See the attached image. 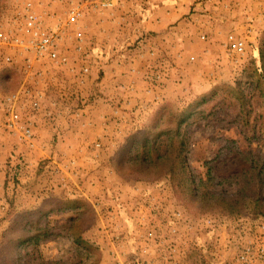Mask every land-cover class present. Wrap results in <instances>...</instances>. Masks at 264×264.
Returning a JSON list of instances; mask_svg holds the SVG:
<instances>
[{
	"label": "rangeland",
	"instance_id": "rangeland-1",
	"mask_svg": "<svg viewBox=\"0 0 264 264\" xmlns=\"http://www.w3.org/2000/svg\"><path fill=\"white\" fill-rule=\"evenodd\" d=\"M88 1L0 0V100L25 83L45 93L42 114H21L39 118L35 150L7 128L12 114L0 103V264H241L247 249L253 264H264V218L201 209L181 182L177 145L167 147L154 128L189 116L181 136L195 179L211 172L218 192L238 189L219 182L236 172V149L264 154V0H116L108 11L92 10ZM27 3L50 26L84 8L80 26L92 67L84 84L50 63L43 70H27L21 58L5 63L14 49L2 36L18 33ZM230 35L245 40V54L230 53ZM75 44L61 43L78 63ZM115 62L119 75L112 76ZM147 67L149 87L158 72L164 77L163 105L153 113L138 77ZM126 86L139 95L136 110L124 107ZM204 97L209 101L197 106ZM147 132L168 156L160 164L177 169L174 177L163 166L142 169L149 164L142 149H129ZM49 199H82L91 212L73 223V212L52 214L39 224L49 237L19 246L38 219L24 217ZM80 237L94 247L90 254L77 246Z\"/></svg>",
	"mask_w": 264,
	"mask_h": 264
},
{
	"label": "trees",
	"instance_id": "trees-1",
	"mask_svg": "<svg viewBox=\"0 0 264 264\" xmlns=\"http://www.w3.org/2000/svg\"><path fill=\"white\" fill-rule=\"evenodd\" d=\"M262 65L264 66V51L261 53ZM209 101L208 97H204L197 106L203 105ZM166 109H161V114L159 121L163 120ZM176 121L174 122V127L166 126L161 127V125L156 126L157 136H166L167 147H172L177 145V156L179 166L180 179L183 187L189 191L194 198L198 200V204H201V209H206L207 212L216 214L219 212L225 216H235L241 215L243 212H250L256 217L264 218V154L262 152L250 151H240L236 149L234 152V158L237 161L236 172L233 175H229L219 180L221 184L237 186V190L230 192H218L214 189L215 177L212 176L211 172H208L206 178H200L199 181L195 179V175L192 174L189 167V158L186 149V142L181 136V127L184 125L189 116L183 114H178L176 116ZM151 132H147L143 139L139 142H133L129 149H134L137 147L139 150L142 149L143 155L141 158L148 160L149 164L139 163L142 165V169L148 171L151 167L163 166L166 174L174 177L178 174L177 169L174 166H165L160 163L168 161L167 155H161L153 146V139L150 138ZM162 168V167H159ZM199 183V185H198ZM209 185H211L209 187ZM196 196V197H195ZM82 199L74 200H47L42 209L38 210L36 214H29L26 217H31L37 215L38 219L35 222H30V230H27V234L24 235L19 241V246L33 243L34 245H39L40 240L45 236H50L49 230L46 231L39 228V224L42 219L49 218L52 214L57 213H69L73 212L76 214L77 218H70L69 223L76 222L75 220H80L81 216H88L91 212ZM77 246L84 250L86 253L90 254V251L94 247L84 240L83 238H78L76 241Z\"/></svg>",
	"mask_w": 264,
	"mask_h": 264
},
{
	"label": "built area",
	"instance_id": "built-area-1",
	"mask_svg": "<svg viewBox=\"0 0 264 264\" xmlns=\"http://www.w3.org/2000/svg\"><path fill=\"white\" fill-rule=\"evenodd\" d=\"M89 6L92 10L108 11L115 7L116 0H89ZM84 18V8L76 7L72 9L66 19V23H59L56 26L47 25L37 14L32 3L25 4L22 9L20 26L18 33L12 37L2 36L3 41L14 49L12 56L4 57L5 63H13L17 58L25 62L27 70L37 68L43 70L46 63H50L55 68H63L71 75L77 78V81L84 84L92 73V67L89 63V56L84 53L85 36L82 31L81 22ZM62 25V26H61ZM68 29H71L68 32ZM74 38L75 52L78 57L72 62L71 57L63 53L62 41ZM228 48L230 53L243 55L247 50V45L241 37L230 35L228 37ZM38 80L44 79V75L37 76ZM153 84L149 92L160 91L164 82L163 75L158 72L153 76ZM42 91H33L27 83L20 89L0 100L2 105L6 106L7 114H12L7 122V128L15 135H19L21 142L29 150H35L37 147V137L35 134L34 117L24 119L21 114L40 113L42 114ZM46 114V113H44ZM251 250L247 249L240 257L241 264H253L256 259L249 254ZM264 253V250H261ZM262 257V256H261ZM121 264V263H120Z\"/></svg>",
	"mask_w": 264,
	"mask_h": 264
},
{
	"label": "crops",
	"instance_id": "crops-1",
	"mask_svg": "<svg viewBox=\"0 0 264 264\" xmlns=\"http://www.w3.org/2000/svg\"><path fill=\"white\" fill-rule=\"evenodd\" d=\"M162 23V22H161ZM161 23H159V25L161 24ZM164 27V26H163ZM150 59V58H149ZM137 63H135L133 66H129V67H131V68H133V71L136 69V68H134L135 67V65H136ZM112 67H115V72H113V69L111 70L112 72H113V74H112V76H117V75H119L118 74V71L119 70H117L118 69V67H116L117 66V63L115 62L114 64H112L111 65ZM110 66V67H111ZM149 68L150 67H147L146 69H144L143 70V73H142V77L141 76H138L139 77V81H140V83L141 84H143V86H147V88H146V91H145V94H143L142 96L144 97V98H146V100L148 101V100H150L151 102H149V103H151V106H150V109H151V113H153V112H155L157 109H159V107H162V105H163V90H160V91H157V92H154V91H151V92H148V90L150 89V87L146 84V82L144 81V77L147 75V71H149ZM110 71V72H111ZM129 71V70H128ZM133 75H135L134 74V72H133ZM147 77H148V75H147ZM147 77H145V79L147 78ZM117 82H118V80L117 81H114L112 84H110V90H109V92H110V97H113V98H117V89L115 90L114 88L115 87H117L118 86V84H117ZM166 82H167V80H166ZM164 83V82H163ZM121 87H119V89H120ZM149 88V89H148ZM126 89H127V97L125 98V101H126V103H128L127 101H128V98H130V97H132V99L130 100V103H128L129 104V107H127L126 106V103H125V106L124 107H126V108H129V109H135L136 110V107H135V105L136 104H138V100H136V99H134L135 97H137V96H139V95H137L136 94V88H135V86H132L131 88H129V86H126ZM146 92H148V93H146ZM41 94H42V98H43V100L42 101H44L45 99H44V96H45V93H44V91H42L41 92ZM129 96V97H128ZM114 104H115V102H112L111 103V105H113L114 106ZM117 105V104H116ZM145 106V105H144ZM117 108L118 107H114V110H117ZM140 110H142L141 108H139V110L138 111H136L135 112V114H139L140 113ZM29 114H40L39 112L37 113H33V112H31V113H29ZM129 114V113H128ZM40 117V116H39ZM41 118V117H40ZM34 121L36 122L37 121V119L39 120V118H38V116H35L34 118ZM77 143H79V142H77ZM37 154H39V153H37ZM37 157V156H36ZM65 185H67V184H65ZM19 190H20V188H19ZM20 192V191H19ZM64 197H62V199H63ZM66 198V197H65Z\"/></svg>",
	"mask_w": 264,
	"mask_h": 264
}]
</instances>
